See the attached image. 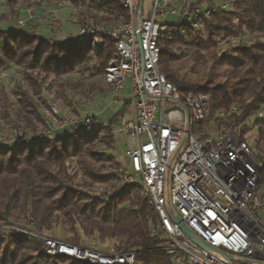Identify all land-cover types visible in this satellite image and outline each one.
I'll list each match as a JSON object with an SVG mask.
<instances>
[{
    "label": "built area",
    "instance_id": "built-area-1",
    "mask_svg": "<svg viewBox=\"0 0 264 264\" xmlns=\"http://www.w3.org/2000/svg\"><path fill=\"white\" fill-rule=\"evenodd\" d=\"M39 2H34V9H21L25 18L18 22L20 28L28 26L26 18L32 21L36 17L53 28L59 21L57 8L70 9L77 17L76 11L85 7H68L63 1L46 7ZM120 3L128 12L127 19L88 18L79 24L76 35L79 40H89L95 54L107 39L114 41L115 55L105 68L104 80L115 95L114 101H119L118 94L127 88L131 93L133 115L120 116L113 129L127 135L125 156L129 167H119L120 185L143 186L159 217L151 235L162 237L158 247L172 255L175 264H264V141L256 138V143L251 142L247 138L251 130L242 135V122L231 123L238 106L214 111L209 94L182 95L161 70L163 41L174 38V28L179 27L181 33L190 27L202 28L205 17L232 10L233 1ZM37 10L46 12L37 14ZM17 77L3 69L0 85L12 82L16 86ZM58 106L55 100L48 104L41 133L28 139L47 140L74 125L91 133L102 123L94 114L64 115ZM258 116L262 117L263 111ZM2 136L0 129V139ZM20 138L27 139L20 136L8 142L5 136L6 142H0V147L16 144ZM182 223L219 252L198 245L183 232ZM44 240L48 255L64 254L89 264H135L141 254L121 251L117 243L98 250L52 236Z\"/></svg>",
    "mask_w": 264,
    "mask_h": 264
},
{
    "label": "trees",
    "instance_id": "trees-1",
    "mask_svg": "<svg viewBox=\"0 0 264 264\" xmlns=\"http://www.w3.org/2000/svg\"><path fill=\"white\" fill-rule=\"evenodd\" d=\"M73 1L70 2H77ZM232 1V10L217 11L205 17L202 28L190 27L183 33L179 27L174 28V38L163 41L161 70L182 95L188 92L209 94L214 111L238 106L239 112L231 123L242 122V135L256 129L257 139L264 141V0ZM86 5L77 24L88 18L96 19L95 11L103 14L101 21L128 18L120 0H89ZM245 35L253 36L252 40H240L224 52L218 49L219 40ZM90 44L89 40L77 37L56 40L23 29H1L0 71L10 64L22 69L21 73L16 70L22 77L15 87L22 95L21 107L13 109L3 97L4 117L15 126L22 120L35 128V123L41 120L39 101L46 106L49 104L44 86L51 76L59 79L88 71L90 82L86 91H105L102 75L114 55L115 43L107 39L96 54ZM185 56H189L195 67L211 62L203 88L196 89L172 66L173 61ZM93 59H96L95 65L88 67ZM59 91L55 90L54 94L65 96L63 90ZM260 110L262 117L258 116ZM125 112L126 108L122 109L109 123L102 122L91 133L84 129L78 131V126L74 125L47 140L20 138L16 144L0 147V222L8 221L15 212L30 214L37 223V226L34 223L35 230L24 235L0 228V264H89L64 254H46L43 232L52 231L55 226L67 229L71 236L63 241L69 244L82 246V237H97L99 243H117L121 251L141 252L135 264H175L173 256L158 247L162 237L151 235V228L158 224L159 217L141 184H122L100 193L93 190L97 183L120 177L117 164L110 173L96 169L95 164L104 155L108 160L113 157L94 146L101 140L100 134L112 131L113 122ZM251 118L253 121L247 123ZM74 162L76 166H72ZM78 176L79 182L76 181Z\"/></svg>",
    "mask_w": 264,
    "mask_h": 264
},
{
    "label": "rangeland",
    "instance_id": "rangeland-1",
    "mask_svg": "<svg viewBox=\"0 0 264 264\" xmlns=\"http://www.w3.org/2000/svg\"><path fill=\"white\" fill-rule=\"evenodd\" d=\"M38 1V0H37ZM36 0H0V30H19L23 29L25 31L29 32H35L38 33L41 37H50L51 39L56 40H67L71 37H76V35L79 32V24H77V18L80 15V13L83 11H86L87 2L89 0H77V2L74 5H84L86 7L80 8L77 10L76 14L77 17L72 16V12L70 9H60L57 8V18L59 21L56 23V25L51 28L47 23L42 22L37 17L36 19L29 21L27 20V25L24 28H20L18 22L20 20H24L25 13L22 14V12H25L27 8H33L36 5H34V2H37ZM54 1V0H49ZM58 1L55 2H47L40 0L39 5H43L46 7H54ZM71 1V0H70ZM65 2L66 5H73L72 2ZM73 1V0H72ZM76 1V0H75ZM73 1V2H75ZM72 3V4H71ZM150 4V0H146V5ZM21 9L23 10L21 12ZM34 9V8H33ZM48 9V8H47ZM45 11L37 10V14H43ZM88 12V11H87ZM27 13V12H26ZM97 18L94 20L101 21L100 19L103 17V14L96 13ZM27 17V16H26ZM88 17V16H87ZM76 22V23H75ZM253 36L245 35L241 38H234V39H228L226 41H220L218 38L216 40H219L218 49L220 52H224L229 46L236 45L240 40L250 42L252 40ZM115 55V52L113 53ZM113 55V56H114ZM96 63V59L91 60L88 63V67H93ZM210 65L211 62H208L205 65H199V66H193L192 61L190 60L189 56L182 57L181 59L175 60L172 62V66L177 70L180 77L185 78L188 81L189 84L191 83L192 86H195L196 89L203 88L205 86V82L209 76L210 73ZM7 69L12 71L15 76H19L16 79V82L18 81V78L21 79L22 75H19L16 70H18L21 73V67L10 64L8 66H5ZM3 68V69H6ZM2 69V70H3ZM16 71V72H15ZM89 73L86 71V73L83 72H76L69 75H64L62 77L53 78L52 76L48 78V81L45 83L44 86V93L47 96L48 103L55 100L58 103V107L62 114L71 116V117H78V116H84V115H90L94 114L96 115L100 121L107 124L111 117H113L115 114L120 112V110L123 107L124 101H126L128 98H130V90L127 88V90H123L119 95L121 97L120 102H114L113 98L115 95H108L109 87L107 86L104 75L102 84L105 88V91H95L93 93L86 91L87 84H89ZM219 79V78H218ZM215 79V80H218ZM194 83V84H193ZM79 84H84L85 86H81ZM127 85H129V82H127ZM177 86V85H176ZM16 86L10 82L7 83L6 86L0 85V129L2 130V133L4 136L1 137L0 142H6L5 136L8 138V142L13 141L16 137H27L28 138H34L37 135L41 133L42 126L44 124V111L45 108H47L46 105H44L41 101H39V111L41 114V120L37 121L35 123L36 127L33 128L28 122L26 121H19L16 126L14 124H11V121L6 119L3 114V102L9 101L10 106L12 105V108L17 110L21 107L22 102V95L19 93V91H15ZM48 87V88H47ZM63 90L62 94L65 96H56L54 94L55 90ZM59 91V92H61ZM106 95V96H104ZM4 97V101L2 98ZM6 99V100H5ZM89 100V102H87ZM87 102V103H86ZM42 112V113H41ZM79 114V115H78ZM78 115V116H77ZM133 115V112H132ZM131 111L129 112V116L131 117ZM253 118L249 120V122H252ZM117 123V119L113 122L111 130H105L100 134L101 140L97 141V144L94 146L96 150L99 152H105L106 155H111L113 157L112 160H108V158L104 155L103 159L98 161L95 166H97L96 169L100 168L102 172H108L110 173L113 168L112 166H121L122 164L129 167L127 164V158L125 156V151L127 148V135L123 131H116L114 132L113 129ZM78 131L83 130V126L77 127ZM111 131V133H110ZM113 134V135H112ZM247 138L251 141L256 143L257 138V130L251 129L249 131V134H247ZM5 144V143H2ZM72 160V159H71ZM70 160V162H71ZM76 166L75 162L73 163ZM73 172V171H72ZM120 178V177H119ZM114 180L110 179L107 180L105 183H97L94 185L93 190L97 193L109 190L113 187V190L120 186V179ZM76 181H80V177L78 176L76 178ZM34 223L37 226L36 221H33L30 214L23 213L21 215H17V213L13 212L12 216L9 218L8 221L0 222V228H2L5 232H12L16 231L21 234H29L31 233L30 230L34 229ZM43 236H52L56 239L63 240L64 238H68L71 236L67 229L63 230L61 226H55V229L52 231H44ZM82 243L84 247L87 248H97L98 250H104L108 249L112 244L110 241H106L105 243H99L97 237H82ZM31 251V250H30ZM33 253V251H31ZM35 254V253H34ZM47 254V253H46ZM48 255V254H47Z\"/></svg>",
    "mask_w": 264,
    "mask_h": 264
},
{
    "label": "water",
    "instance_id": "water-1",
    "mask_svg": "<svg viewBox=\"0 0 264 264\" xmlns=\"http://www.w3.org/2000/svg\"><path fill=\"white\" fill-rule=\"evenodd\" d=\"M181 229L183 230V232H185L193 241H195L198 245H200L201 247H203L204 249L210 250V251H218L219 250L214 247L211 246L210 244H208L206 241H204L202 238H200L195 232H193L191 230V228L187 225L182 223L181 224Z\"/></svg>",
    "mask_w": 264,
    "mask_h": 264
},
{
    "label": "crops",
    "instance_id": "crops-1",
    "mask_svg": "<svg viewBox=\"0 0 264 264\" xmlns=\"http://www.w3.org/2000/svg\"><path fill=\"white\" fill-rule=\"evenodd\" d=\"M114 95V93L113 92H111L110 91V89H109V92H108V95L110 96V95ZM104 96H106V95H104ZM113 101H114V98H113ZM114 102H117V103H119L120 102V100L119 101H114ZM124 108H126V112L123 114V115H125V116H129V112L131 111V115H132V112H133V107H132V104H131V99L130 98H128L126 101H124V103H123V107H122V109H124ZM121 109V110H122ZM120 110V111H121ZM116 115V114H115ZM132 117V116H131ZM113 117H111V119H112ZM111 119L109 120V122L111 121ZM108 122V123H109Z\"/></svg>",
    "mask_w": 264,
    "mask_h": 264
}]
</instances>
